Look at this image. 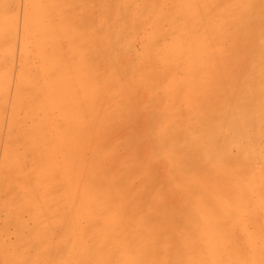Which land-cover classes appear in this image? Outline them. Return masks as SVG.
<instances>
[{"label": "rangeland", "instance_id": "rangeland-1", "mask_svg": "<svg viewBox=\"0 0 264 264\" xmlns=\"http://www.w3.org/2000/svg\"><path fill=\"white\" fill-rule=\"evenodd\" d=\"M58 1L63 0H0V81H5L3 87L0 83V177L12 167L0 184V260L13 255L20 237L27 238L34 226L26 202L43 201L53 212L60 191L75 199L67 223L74 227L76 241L68 249H54L51 260H81L90 243L86 235L101 233L104 219L119 222L117 210L108 205L116 187L101 172L124 183L129 195L118 197L115 204L123 206L127 220L141 219L155 238L172 245L167 251L161 248L158 256L142 244L114 247L103 250L101 258L112 252L114 259L208 264L248 259L259 264L264 228L259 0H252L257 7L251 25L247 11L236 22L227 13L244 0H86L94 8L87 16L90 21L113 30L98 36V51L88 42L75 55L66 39L53 40L56 50L66 49L63 55L70 64L65 101L71 113L64 122L55 111L45 114L52 139L45 148L46 160L38 161L22 149L32 137L12 140L9 129L16 113L19 131L29 128L31 119L35 123L29 107L16 104L15 93L35 77L50 49L43 46L37 26L48 18L58 23L60 12L48 9L42 24L26 28L24 5ZM3 4L15 5V11L6 12ZM73 9L68 8L70 19L77 15ZM206 22L217 33L210 34ZM224 28L234 33L233 40ZM244 74L256 89L251 133L244 109L234 100ZM33 116L45 123L40 112ZM105 127L116 131L104 137ZM51 224L52 237L59 240L65 225L61 219ZM115 240L120 244L124 238L117 235ZM23 250L38 255L28 244Z\"/></svg>", "mask_w": 264, "mask_h": 264}, {"label": "bare ground", "instance_id": "bare-ground-1", "mask_svg": "<svg viewBox=\"0 0 264 264\" xmlns=\"http://www.w3.org/2000/svg\"><path fill=\"white\" fill-rule=\"evenodd\" d=\"M65 1H66V4H65ZM214 1L215 0H213V2ZM244 2L246 3L247 0H244ZM58 3L60 2L58 1ZM236 6L237 5L235 4L233 8L227 11V13H231V16H230L231 22H236L238 18L242 16L244 12H246V10L238 8ZM69 7H72V9L74 7H79L78 10L73 9L75 10V13L77 12V15L73 19H70L68 17L69 14L67 13H68ZM92 9L94 8L86 4V0H63L60 4H58V7L55 8V10H59L60 12L59 22L55 23L53 22V20L51 21L50 18H48V22L46 24L37 26L38 33L41 39L43 38L46 42V43L44 42L45 45L43 46L44 47L50 46V49L47 48L49 49V51L46 53L45 59L43 60L42 64L39 65L38 68L36 69L35 77L31 79L29 78L30 80L28 81V83L22 88L19 87L17 92L15 93V95H17V98L15 99L16 104L18 106L26 105V109L29 107L28 110L31 111L30 116L31 118H34L35 123H33V120L31 119V126L25 130L23 129L19 131L18 127L16 126L18 125L17 123L18 114L16 113L14 116H12V121L10 123L12 125H10V129H9L10 139L12 140L13 138L17 139L19 137L25 139L27 135H29V137H32L30 141L29 142L27 141L26 144L22 147L24 153H26L30 157V159L36 156V158L39 161L41 159L46 160V157H47V151L45 150V148L46 146L50 144V141L52 139L50 135L47 133L50 132L52 127H51V123L49 124L50 122L49 119L46 120L45 114H47L49 110L55 111L59 116V120L61 119V121L64 122L66 120L65 117L67 116V114L71 113L68 106H66L67 103L65 101V96L68 93V89L70 85V78H69L70 64H69L68 57H66L67 55L66 56L63 55V52L66 53V49L56 50L55 46H53V42H54L53 40L62 39V38L66 39L67 42L65 45L70 48V54L75 55L77 52L78 54L82 53L84 46L88 44V42L90 43V45H92V48L95 49V51H98V39H100L98 38V36H100L102 32L109 33L108 29L110 31L113 30V28L102 26V23H95V22L92 23L89 17H87L89 16V12ZM49 13L51 14L52 10ZM206 24L209 25L210 34L217 33V30H215L211 24H208L207 22ZM124 27L125 26H123V28ZM224 30L228 33L227 34L228 40L229 41L233 40L234 33L225 28ZM183 32H186V31H183ZM189 36L191 37V35ZM113 42L115 41H112V43ZM110 46H111V42H110ZM110 46L108 47V51L110 55L116 57V54H114L115 52L112 53V50L109 49ZM174 49L176 50V48ZM192 50L193 49H191V51ZM111 70L112 69H109V71ZM5 74L6 73L3 74L4 77L6 76ZM7 78H5L6 81L9 80V79L7 80ZM17 80L20 81V79H17ZM1 81H4V80H1ZM1 81L0 83L2 85L3 82ZM0 92H2V90ZM31 108H33V110ZM35 112H36V115H38L40 112L43 118L45 117L44 118L45 123H41V119L39 117L33 116ZM55 140L56 138H54V142L56 143L57 141ZM52 144H53V140H52ZM13 146L14 148L18 147L17 145H13ZM20 164L21 163L17 165H20ZM11 171H12V167L10 168V166H8L6 170L4 171V173L1 174V177H0L1 185L4 182V179H6V174ZM41 171L42 169L40 170V172ZM100 174H101V177L107 178V180H111L113 183V186L116 187V189L112 193H110L108 197L109 199L108 205H110V207H113L117 210V215L119 216V222L117 224H114L113 222L111 223V219H104L102 221V224L105 225L106 228L103 231H101V233H104L105 230H107L108 232H111L108 237H104L101 233L95 232V231H93L92 233H88L86 235L90 242L88 245L92 246V250L91 252L82 250V259L101 258L102 252L100 251V248L105 242H107L109 245L108 248L104 249L105 252L112 251L114 247H120V246H126V247L132 246L133 247L135 245L142 244V245H145L148 249L152 247V241L153 239H155V236H154L155 231L153 230L154 232L153 233L147 225L145 226L141 224L142 222L141 219L138 221L127 220V217L123 213V210H124L123 206H121V204L119 205L115 204V200L118 197L124 198L129 195L125 191L124 183L120 181H114L110 179L108 175H103L101 172ZM43 175L45 174L43 173ZM105 176H108V177H105ZM56 199H57V202L54 199V202L56 203V210L53 212L49 208V206L45 204L43 201L37 200V201H34V203L32 201L26 202L25 209H27L28 211L31 210L29 212L32 215V221L34 223V226L29 231L27 238H23L22 236L20 237V239L15 245L16 247L13 248L14 254L7 256V259L14 258L15 252L19 251V252H23L25 254V257L28 259H37L41 256V258L43 259L50 257V260H51V254L54 249H61V247H64V249H68L75 244L76 231L73 226H70L67 223V219L69 218L68 216H70L69 215L70 210L74 211L73 208L76 205L75 199L72 198L71 195L67 196L66 193H63L61 191H60V195ZM80 200H82L81 197H80ZM51 215H55V220L51 218ZM111 216L113 215H110V217ZM56 219H61V221H63L65 225V226L63 225L65 227V233L61 238H59V240H55V238L52 237V234L50 232V228L53 229L54 227L51 224V221L52 220L56 221ZM112 220L114 219L112 218ZM129 221H130V226H128L129 227V230H128L127 222ZM79 234L81 235L80 232ZM117 235H122L124 238V241L120 244L115 243L117 242L115 240V237ZM24 244H28L29 247H32L33 250L36 253H38V255L36 254L34 256H30L29 254H27L23 250ZM208 249H210V246ZM116 256H117L116 254L111 252V253L105 254L103 258L114 259Z\"/></svg>", "mask_w": 264, "mask_h": 264}, {"label": "snow or ice", "instance_id": "snow-or-ice-1", "mask_svg": "<svg viewBox=\"0 0 264 264\" xmlns=\"http://www.w3.org/2000/svg\"><path fill=\"white\" fill-rule=\"evenodd\" d=\"M2 7L6 12L12 13L15 11L16 6L12 4H3ZM26 10L25 15V25L28 28L33 22L36 24H42L44 22L46 13L48 9L56 8L58 5L49 4L44 2L25 4ZM198 7V6H197ZM236 7L246 10L249 13L248 23L254 24V10L257 7L252 0H247L246 3L237 5ZM29 10H33L32 13ZM259 19L261 27V79H260V89H259V116H260V130H261V140H260V156H261V170H262V182H264V0H259ZM234 100L237 107H242L245 111L247 117L246 126L251 133L255 128L254 119V104L256 100V89L255 86L250 82L249 76L247 74L243 75L241 85L238 90L234 93ZM231 127V126H230ZM116 129L114 127H105L102 130V136L111 137L115 133ZM252 141L251 134L249 135V142ZM243 148V145H240ZM242 178H246L245 173L241 169L240 173ZM262 205H264V197H262ZM172 245L168 241H162L159 237L153 239L152 241V251L154 255H159L161 248L167 251ZM109 245L105 242L100 251L103 252L105 248ZM92 246H86V251L91 252ZM261 260L259 264H264V228H262L261 237ZM0 264H208L207 261H191L184 259H143V258H130V259H112V258H90L82 260H63V261H53V260H40V259H28L25 257L23 252L16 251L14 258L0 260ZM236 264H257L255 260H240Z\"/></svg>", "mask_w": 264, "mask_h": 264}]
</instances>
